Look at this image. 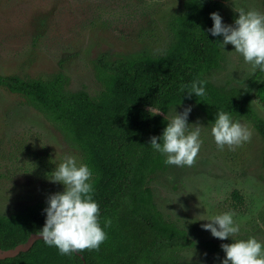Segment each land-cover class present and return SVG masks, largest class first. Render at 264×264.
<instances>
[{"label":"rangeland","instance_id":"1","mask_svg":"<svg viewBox=\"0 0 264 264\" xmlns=\"http://www.w3.org/2000/svg\"><path fill=\"white\" fill-rule=\"evenodd\" d=\"M183 0H0V74L47 79L61 73L68 90L85 89L94 96L102 88L95 78L93 60L100 53L144 52L158 55L171 39L168 23L181 11ZM264 13L262 0H227L221 5L226 25H233L238 10ZM220 66L205 78L215 86L242 87L256 71L257 83L264 71L253 69L231 44L221 45ZM254 83V84H255ZM249 90L248 108L264 121V107ZM191 107L192 125L203 126L201 149L193 166L167 165L148 179L153 202L162 216L184 229L196 246L181 253L176 264H221V249L212 258L199 243L217 245L255 237L264 241L263 140L249 121L234 118L252 132L249 142L235 150H219L213 123L191 102L172 107L164 115L169 122ZM83 163L81 152L66 140L26 100L0 87V215L20 212L63 192L64 185L52 182L53 172L66 156ZM166 156V155H165ZM241 202H236L232 191ZM232 211L240 232L220 240L201 225L216 215Z\"/></svg>","mask_w":264,"mask_h":264},{"label":"trees","instance_id":"2","mask_svg":"<svg viewBox=\"0 0 264 264\" xmlns=\"http://www.w3.org/2000/svg\"><path fill=\"white\" fill-rule=\"evenodd\" d=\"M224 1L183 0L181 11L168 23L171 39L161 54L136 51L114 58L98 54L92 66L102 88L94 96L82 88L66 89L61 73L47 79L0 74V87L22 96L81 152L83 163L93 173L92 195L107 235L99 250L70 255H61L57 247L36 239L26 251L0 259V264H176L183 251L196 246L153 202L147 181L167 165L166 156L149 144L151 137H161L167 127L166 112L191 102L212 123L219 111L249 121L263 140L264 164V121L248 108L253 85L264 107V75L255 83L256 71L242 87L229 88L205 78L209 70L220 66L222 36H212L208 29L213 27L211 13L222 17ZM222 21L225 24L223 17ZM193 81L206 82L204 96H188ZM182 86L187 87L181 91ZM156 110L160 113L152 115ZM231 197L241 202L237 191ZM47 200L0 215V249L39 233L46 220ZM108 220L111 224L106 227ZM199 244L213 259L222 249L210 241Z\"/></svg>","mask_w":264,"mask_h":264},{"label":"clouds","instance_id":"3","mask_svg":"<svg viewBox=\"0 0 264 264\" xmlns=\"http://www.w3.org/2000/svg\"><path fill=\"white\" fill-rule=\"evenodd\" d=\"M238 18L233 25H226L218 12L210 14L213 27L208 29L212 36H222L221 45L231 44L236 53L240 54L246 63L253 69L264 71V13L255 9L238 10ZM205 81H193L191 91L187 94L196 97L205 95ZM182 86L181 91L184 90ZM191 107L177 113L167 123L161 137L153 136L150 146L153 150L166 155L165 164L178 167H191L201 149V131L203 126L196 124L189 129L188 116ZM160 111L152 112V115ZM219 150L225 146L235 150L243 143L249 142L252 132L240 122H234L231 115L219 111L211 128ZM159 141V142H158ZM162 141V143H161ZM93 173L86 164L77 165L76 159L68 155L53 172L52 182L64 185V191L48 197V206L44 209L46 220L39 231L40 237L49 246L58 248L61 255H70L73 252L85 250H99L107 239L106 232L99 223V205L94 201L92 183ZM232 211L216 215L209 219L210 223L201 225L204 230L220 240H228L240 232V225L234 221ZM111 221L105 222L110 226ZM225 258L221 264H264V241L255 237L247 240H232V243L221 245Z\"/></svg>","mask_w":264,"mask_h":264},{"label":"water","instance_id":"4","mask_svg":"<svg viewBox=\"0 0 264 264\" xmlns=\"http://www.w3.org/2000/svg\"><path fill=\"white\" fill-rule=\"evenodd\" d=\"M36 239H43V238L40 237L39 233H31L28 235V237L26 238L24 242L16 244L12 248L0 249V259H4L7 257H13L18 252L26 251L31 246L33 241Z\"/></svg>","mask_w":264,"mask_h":264},{"label":"flooded vegetation","instance_id":"5","mask_svg":"<svg viewBox=\"0 0 264 264\" xmlns=\"http://www.w3.org/2000/svg\"><path fill=\"white\" fill-rule=\"evenodd\" d=\"M259 75V74H258ZM249 96H250V94H249ZM249 101V100H248ZM256 115V114H255ZM257 116V115H256ZM258 117V116H257Z\"/></svg>","mask_w":264,"mask_h":264}]
</instances>
